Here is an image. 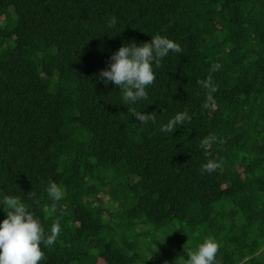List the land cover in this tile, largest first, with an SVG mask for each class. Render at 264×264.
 I'll use <instances>...</instances> for the list:
<instances>
[{
    "label": "trees",
    "instance_id": "1",
    "mask_svg": "<svg viewBox=\"0 0 264 264\" xmlns=\"http://www.w3.org/2000/svg\"><path fill=\"white\" fill-rule=\"evenodd\" d=\"M152 34L183 49L133 106L155 125L97 78L123 43ZM209 75L218 90L204 109ZM185 109L190 123L159 131ZM208 159L220 167L201 174ZM30 191L45 230L61 225L41 264H154L147 251L167 250L154 243L174 229L214 237L220 264H264V0H0V194Z\"/></svg>",
    "mask_w": 264,
    "mask_h": 264
},
{
    "label": "clouds",
    "instance_id": "2",
    "mask_svg": "<svg viewBox=\"0 0 264 264\" xmlns=\"http://www.w3.org/2000/svg\"><path fill=\"white\" fill-rule=\"evenodd\" d=\"M117 18L108 19L106 27L115 28ZM120 32V31H117ZM116 32V33H117ZM170 52L181 54L183 49L174 39L165 35L152 34L150 42L136 43L132 40L125 42L109 57L108 66L101 69L98 79L105 84L112 82L119 87L121 100L127 105V115L135 117L139 124L157 122L156 114L137 111L134 105L140 101L148 100V87L156 79L154 69L161 67V62ZM213 67L211 71H216ZM197 83L206 90L205 101L202 108L209 109L214 103V93L217 85L211 75ZM192 116L185 109L177 112L173 117L159 126L161 133H173L174 129L190 123ZM215 141L213 135L206 138L202 146H207ZM206 155H209L207 152ZM220 167L217 159H208L200 167L201 174H211ZM46 192L50 199L59 201L62 199L63 189L54 181H49ZM27 200H36V193H27V199L18 195L0 194V207L6 213V217L0 221V264H41L45 253L41 245L51 248L58 240L61 232L59 220L54 222L48 231L43 227L40 219L31 210ZM171 234V233H170ZM169 235V234H168ZM167 235V236H168ZM156 241L163 243L165 239L157 236ZM155 241V242H156ZM157 250V249H156ZM219 243L214 237L205 238L195 250L186 248L187 258L179 256L174 264H220L217 258Z\"/></svg>",
    "mask_w": 264,
    "mask_h": 264
},
{
    "label": "rangeland",
    "instance_id": "3",
    "mask_svg": "<svg viewBox=\"0 0 264 264\" xmlns=\"http://www.w3.org/2000/svg\"><path fill=\"white\" fill-rule=\"evenodd\" d=\"M107 189H108V186H107ZM101 196H102L103 201L108 202L109 195L106 192L103 191L101 193ZM139 229L140 227L137 228V230ZM169 238H171L170 242L166 240L164 241L165 248L167 250L163 249L161 246H158V245H151V250L147 251V252L156 251L161 256V257L154 256L153 258L154 264H165L166 260H169L171 264H174V261L179 256L183 255L185 257V255L182 253V251H184V245L186 248L195 249L199 244V241L194 238L189 239V240H184L182 236H180V234L177 233L175 229L169 232ZM163 239H164V236H163ZM154 244H161V242L158 241L157 243H154ZM100 263H103L102 259H99L98 264Z\"/></svg>",
    "mask_w": 264,
    "mask_h": 264
}]
</instances>
